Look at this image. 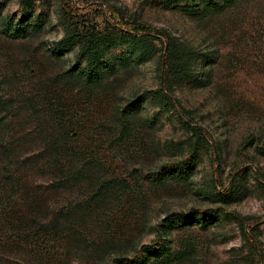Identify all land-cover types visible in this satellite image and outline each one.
Segmentation results:
<instances>
[{
  "label": "rangeland",
  "instance_id": "1",
  "mask_svg": "<svg viewBox=\"0 0 264 264\" xmlns=\"http://www.w3.org/2000/svg\"><path fill=\"white\" fill-rule=\"evenodd\" d=\"M21 1L0 0V142L5 158L24 161L45 193L48 220L69 216L60 219L65 239L52 245L50 260L110 264L167 238L177 250L192 248L184 264H264V0H217L210 8L214 0H33L27 36L12 39L2 28L23 18ZM118 21L159 31L161 50L171 40L203 55L191 83H169L175 110L146 98L130 119L122 115L132 101L166 88L161 51L88 87L77 74L78 47L57 49L71 23L103 30ZM194 148L197 166L187 181L153 182L163 165ZM58 158L73 169L67 176L87 164V179L46 191L57 184L58 169L47 165ZM210 210L228 215L168 236L159 228L173 214Z\"/></svg>",
  "mask_w": 264,
  "mask_h": 264
},
{
  "label": "trees",
  "instance_id": "2",
  "mask_svg": "<svg viewBox=\"0 0 264 264\" xmlns=\"http://www.w3.org/2000/svg\"><path fill=\"white\" fill-rule=\"evenodd\" d=\"M193 1H201V4H204L207 0ZM214 1L208 4L209 8L219 5L217 0ZM33 7V0H22L20 11L23 18L17 22L12 18L5 21L3 34L12 39L26 37L29 29L28 13ZM2 10L3 5L0 2V14ZM65 14L70 15L68 12ZM160 34L151 27L134 22L118 21L116 26L103 30L85 26L83 23H71L66 35L57 43V49L63 52L78 47L77 74L88 87L102 85L106 79L116 74L118 67L145 63L161 51L165 60V77L162 78V82L166 88L149 92L142 99L132 101L122 112L125 119H130L141 109V103L146 98L158 101L163 111L175 110V105L166 93V89L170 87L169 83L176 82L177 85H182L187 82L188 84L196 77L193 64L198 63L203 55L193 48H180L171 40H168L161 50L156 43L160 39ZM121 48H125V52L119 60H111L110 53ZM0 120L3 121V118ZM184 124L197 138H203L200 129L185 122ZM8 151L2 140L0 142V264H54L50 260L55 257V248L52 245L65 239L59 222L60 219H68L69 216L48 220L51 208L43 207L45 193L39 186L34 188L32 174L22 170L24 161L17 165L5 158ZM259 152L264 155V149ZM197 161L198 150L194 148L189 158L163 165L156 173L153 182L163 184L168 181H187L195 170ZM84 164L75 169L71 176H67L66 172L72 168H68L61 158L52 162V165L49 163L47 166L51 171L52 166L58 169L56 172L58 177L55 182L53 181L57 184L47 187L46 191L63 189L87 179L85 175L83 176L87 173L85 172L87 164ZM217 195L223 198L222 193L218 192ZM85 209L90 212L93 210L91 205ZM223 215L226 217L228 214L221 210L195 212L192 215L176 213L165 218L159 228L168 236L173 230L191 228L198 224L205 228L218 221ZM192 253V248L179 250L173 248L171 241L165 238L155 241L154 244L142 246L133 256L116 257L110 264H184Z\"/></svg>",
  "mask_w": 264,
  "mask_h": 264
}]
</instances>
